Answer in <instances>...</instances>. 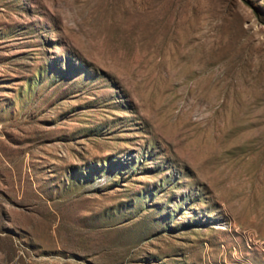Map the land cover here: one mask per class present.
<instances>
[{
  "label": "rangeland",
  "instance_id": "obj_1",
  "mask_svg": "<svg viewBox=\"0 0 264 264\" xmlns=\"http://www.w3.org/2000/svg\"><path fill=\"white\" fill-rule=\"evenodd\" d=\"M0 264H264V0H0Z\"/></svg>",
  "mask_w": 264,
  "mask_h": 264
}]
</instances>
